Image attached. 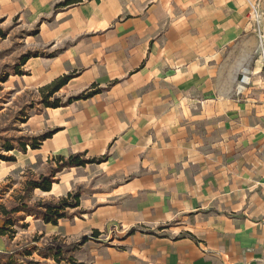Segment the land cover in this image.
<instances>
[{
  "label": "rangeland",
  "instance_id": "374dc122",
  "mask_svg": "<svg viewBox=\"0 0 264 264\" xmlns=\"http://www.w3.org/2000/svg\"><path fill=\"white\" fill-rule=\"evenodd\" d=\"M159 2L152 7L156 17L148 20L147 0H0V154L6 158H0V231L27 180L49 174L56 156L85 151L88 158L105 160L65 168L51 192L34 190L32 203L73 191L81 192V205L56 225L23 212L9 215L16 234L4 235L0 264L10 262V255L23 264H73L70 258L76 264H132L133 230L174 237L180 229L179 217L150 223V191L132 195L124 189L133 178L159 169L153 160L163 157L167 116L189 119L202 109L263 102L264 0H237L227 8L236 28L226 32L211 20L216 7L204 0H171L166 15ZM185 19L187 35L171 36ZM149 46L151 53L142 59V48ZM58 63L65 71L47 79ZM247 70L249 83L240 87ZM60 78L69 79L53 93L49 86ZM140 129L161 138L150 155L147 147L141 151L142 161L153 162L148 166L133 163V146L144 143ZM241 132L220 127L224 162L241 155L222 149L225 138L236 135L238 141ZM43 136L37 149L17 147L20 140ZM9 144L16 148L6 151ZM219 167L223 172L228 165ZM132 211L146 212L143 222L132 225ZM86 235L89 241L58 260L39 255L54 238L72 243Z\"/></svg>",
  "mask_w": 264,
  "mask_h": 264
},
{
  "label": "crops",
  "instance_id": "0c3cea01",
  "mask_svg": "<svg viewBox=\"0 0 264 264\" xmlns=\"http://www.w3.org/2000/svg\"><path fill=\"white\" fill-rule=\"evenodd\" d=\"M147 1L150 6L148 20L156 17L152 7L154 9L158 1L164 6L165 15L168 14L171 0ZM204 1L216 7L217 12L211 20L219 23L221 28L226 26L222 31L236 28L231 23L235 22V15L227 8L232 6L233 9L237 0ZM186 20L183 29H171L170 35L186 36ZM149 49L150 46L142 48V59L146 52L151 53ZM64 71L65 64L58 63L51 75L45 77L51 79ZM253 100L254 103L243 109H202L189 119L178 118L172 113L167 116L163 157L157 156L153 160L159 169L133 178L124 189L132 195L150 191V198L155 199L150 223L162 224L179 217L180 229L174 237L153 232L133 233L132 250L137 256L132 264H264V123L261 122L264 99L261 104ZM220 127L231 129L233 133L237 128L243 131L239 134H243V138L238 141L236 135L228 139L225 138L227 134L223 135L227 143L222 149L227 147L242 152L239 156H231L228 162L219 155ZM160 139L145 133L141 137L144 143L132 148L133 163L153 164L148 158L142 161L141 151L147 147L150 155ZM205 144L209 145L208 150H205ZM222 165H228L223 172L219 167ZM135 211L128 216L132 225L143 222L139 218L146 213ZM2 249H6V242L0 234V251Z\"/></svg>",
  "mask_w": 264,
  "mask_h": 264
},
{
  "label": "trees",
  "instance_id": "16d2710c",
  "mask_svg": "<svg viewBox=\"0 0 264 264\" xmlns=\"http://www.w3.org/2000/svg\"><path fill=\"white\" fill-rule=\"evenodd\" d=\"M68 79L69 78L56 79L49 87L52 88V92L54 93L58 91L63 85H65L68 82ZM54 105L55 104L47 106L55 107ZM45 139L46 138L43 136L40 138L34 137L27 140H20L19 146L17 147H19L24 152L27 151L28 146H30L32 149H37ZM15 148L16 146L11 144L5 146L6 151L14 150ZM86 154L87 152L83 151L70 154L68 157L58 155L55 157L57 166L52 167V170L49 174L41 175L39 178H31L27 180L25 194L23 196L20 195L15 197L16 201L9 208H7V228L5 226L2 227L0 234L6 235L9 233L11 237L15 236L16 231L12 230V226L15 223L11 218H9V215L11 214L23 212L26 215L34 216L36 219L40 218L45 223H52L56 225L61 219L68 217L69 209L78 208L81 205V192L70 191L66 195L61 196L58 200L40 199L34 203H32L31 200H28V197H30L29 195L36 189H40L43 192H50L52 190L53 184L57 182V174L63 171L65 168L86 166L88 164L101 163L102 161H105L97 157L88 158L86 157ZM0 158L6 159L5 156L1 154ZM26 225L27 224L24 226ZM131 233H134V230ZM98 234H100L99 230H95L92 236L97 237ZM90 239L91 237L86 235L83 236L79 241L66 243L65 241H58L57 238H54L44 247L38 249L39 255L46 258L52 257L58 260L59 254L73 251L76 247L85 244ZM10 259L11 261L7 264H23L21 262H13V255H10ZM69 261H72L73 264H76L75 260L71 258Z\"/></svg>",
  "mask_w": 264,
  "mask_h": 264
},
{
  "label": "built area",
  "instance_id": "2783aa9c",
  "mask_svg": "<svg viewBox=\"0 0 264 264\" xmlns=\"http://www.w3.org/2000/svg\"><path fill=\"white\" fill-rule=\"evenodd\" d=\"M249 80H250V77H249L248 70H247V71H245V72L242 74V79H241L240 87H243V85H244L245 83H249Z\"/></svg>",
  "mask_w": 264,
  "mask_h": 264
}]
</instances>
